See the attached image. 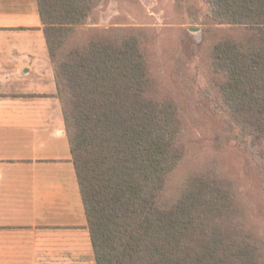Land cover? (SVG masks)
<instances>
[{
    "label": "trees",
    "instance_id": "obj_1",
    "mask_svg": "<svg viewBox=\"0 0 264 264\" xmlns=\"http://www.w3.org/2000/svg\"><path fill=\"white\" fill-rule=\"evenodd\" d=\"M35 1L95 264H264L228 183L193 174L163 199L183 155L180 126L174 103L153 98L140 41L105 34L66 48L98 0ZM204 1L213 22L247 31L215 43L211 66L232 122L264 159V0Z\"/></svg>",
    "mask_w": 264,
    "mask_h": 264
},
{
    "label": "crops",
    "instance_id": "obj_2",
    "mask_svg": "<svg viewBox=\"0 0 264 264\" xmlns=\"http://www.w3.org/2000/svg\"><path fill=\"white\" fill-rule=\"evenodd\" d=\"M0 264H95L35 0H0Z\"/></svg>",
    "mask_w": 264,
    "mask_h": 264
},
{
    "label": "rangeland",
    "instance_id": "obj_3",
    "mask_svg": "<svg viewBox=\"0 0 264 264\" xmlns=\"http://www.w3.org/2000/svg\"><path fill=\"white\" fill-rule=\"evenodd\" d=\"M246 32L213 22L204 0H98L66 48L105 34H133L140 41L153 98L174 103L180 126L183 155L163 199H175L190 175L216 176L229 184L236 219L260 241L264 255V159L232 122L211 66L215 43L237 41Z\"/></svg>",
    "mask_w": 264,
    "mask_h": 264
}]
</instances>
